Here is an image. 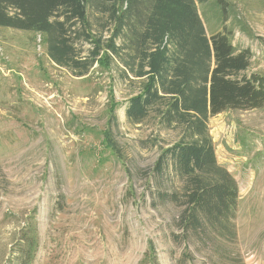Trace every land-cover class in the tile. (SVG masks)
<instances>
[{
    "label": "rangeland",
    "instance_id": "1",
    "mask_svg": "<svg viewBox=\"0 0 264 264\" xmlns=\"http://www.w3.org/2000/svg\"><path fill=\"white\" fill-rule=\"evenodd\" d=\"M197 9L207 37L230 32L236 52L250 51L243 74H264V0H208ZM139 90L103 63L73 76L49 59L39 34L0 28V264L28 221L39 238L34 264H264V108L208 119L238 205L234 238L201 236L184 232L179 207L151 205L156 185L145 174L180 132L154 114L127 121V100ZM171 179L163 189L179 187Z\"/></svg>",
    "mask_w": 264,
    "mask_h": 264
},
{
    "label": "trees",
    "instance_id": "2",
    "mask_svg": "<svg viewBox=\"0 0 264 264\" xmlns=\"http://www.w3.org/2000/svg\"><path fill=\"white\" fill-rule=\"evenodd\" d=\"M207 1L0 0V28L39 34L49 59L73 76L103 63L138 81L139 93L127 100V121L139 124L154 114L163 128L180 132L145 174L156 185L151 205L179 207L185 233L234 238L237 182L218 164L207 122L227 110L264 108V74H243L251 53L236 52L230 32L207 37L197 9ZM109 123L116 127L115 115ZM106 136L119 155L109 131ZM165 176L179 187L163 189ZM38 249L36 224L28 221L1 264H34Z\"/></svg>",
    "mask_w": 264,
    "mask_h": 264
}]
</instances>
